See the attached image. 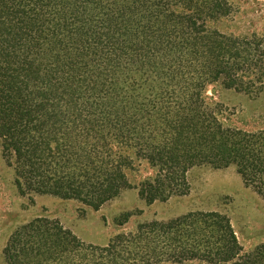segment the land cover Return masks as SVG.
<instances>
[{
  "label": "trees",
  "instance_id": "16d2710c",
  "mask_svg": "<svg viewBox=\"0 0 264 264\" xmlns=\"http://www.w3.org/2000/svg\"><path fill=\"white\" fill-rule=\"evenodd\" d=\"M196 1L0 0V140L21 196L96 210L130 189L124 152L132 150L153 170L137 188L148 205L186 196L189 172L202 167H234L264 201V131L223 126L203 98L218 81L264 94L243 82L263 78L264 44L209 32L197 13L178 11ZM211 4L225 13L221 0ZM129 244L142 251L141 264H248L219 213L139 227L104 251L117 257ZM81 246L37 220L12 234L4 262L63 264Z\"/></svg>",
  "mask_w": 264,
  "mask_h": 264
},
{
  "label": "rangeland",
  "instance_id": "374dc122",
  "mask_svg": "<svg viewBox=\"0 0 264 264\" xmlns=\"http://www.w3.org/2000/svg\"><path fill=\"white\" fill-rule=\"evenodd\" d=\"M211 1L197 0L198 7L187 11L183 5L178 11L197 13L209 32L252 43L257 39L264 44V0H221L226 7L224 14L214 13ZM243 82L259 88L264 86V74L259 80L254 75L246 76ZM141 93L147 96L144 91ZM203 98L223 126L247 133L264 131L263 93L248 96L244 91L225 89L218 81L207 86ZM124 153L131 160L125 169L130 189L95 210L75 200L21 196L14 173L3 159L0 140V264H5L3 252L12 234L37 220L57 225L82 245L69 248L63 257H67V262L63 264H141L143 254L135 244L122 249L117 257L110 256L111 248L109 252L104 250L121 237L133 236L139 227L167 224L191 213L224 216L236 238L240 258H246L248 264H264V201L243 185L234 167L195 168L188 175L190 190L186 196L148 205L140 199L137 188L153 177V170L147 162L136 158L132 150ZM157 264L178 263L158 257ZM179 264L208 263L195 259Z\"/></svg>",
  "mask_w": 264,
  "mask_h": 264
}]
</instances>
